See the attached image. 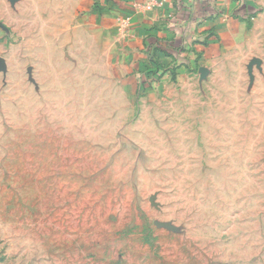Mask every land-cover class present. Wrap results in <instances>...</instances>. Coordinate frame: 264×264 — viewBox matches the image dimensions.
<instances>
[{
	"label": "rangeland",
	"instance_id": "1",
	"mask_svg": "<svg viewBox=\"0 0 264 264\" xmlns=\"http://www.w3.org/2000/svg\"><path fill=\"white\" fill-rule=\"evenodd\" d=\"M206 1L0 0V264H264V0Z\"/></svg>",
	"mask_w": 264,
	"mask_h": 264
},
{
	"label": "crops",
	"instance_id": "2",
	"mask_svg": "<svg viewBox=\"0 0 264 264\" xmlns=\"http://www.w3.org/2000/svg\"><path fill=\"white\" fill-rule=\"evenodd\" d=\"M172 1L175 5L170 6L167 3L164 11L173 14L178 22L186 23L190 21V18L193 19L194 17L195 19H200L207 13L205 11H208L207 8H209L206 0H171V2ZM215 4H217V6H222L224 12L228 15H232L226 22L227 29H231L232 32L234 29L241 27V20H245L249 16L251 5H254L251 0H216L215 3H211L210 6H214ZM215 8L217 7L215 6Z\"/></svg>",
	"mask_w": 264,
	"mask_h": 264
}]
</instances>
